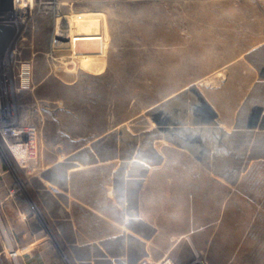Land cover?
Returning <instances> with one entry per match:
<instances>
[{
	"label": "rangeland",
	"instance_id": "rangeland-1",
	"mask_svg": "<svg viewBox=\"0 0 264 264\" xmlns=\"http://www.w3.org/2000/svg\"><path fill=\"white\" fill-rule=\"evenodd\" d=\"M30 1L8 22L13 33L0 55V126L39 128L33 160L22 149L13 154L0 132L2 264H19L25 222L33 234L47 226L39 180L52 164L83 149L92 159L118 155L120 137L133 142L183 122L186 100L231 79L251 92L264 83L256 74L264 64V0ZM239 171L223 183L221 224L209 231L204 264H264V158Z\"/></svg>",
	"mask_w": 264,
	"mask_h": 264
},
{
	"label": "crops",
	"instance_id": "crops-1",
	"mask_svg": "<svg viewBox=\"0 0 264 264\" xmlns=\"http://www.w3.org/2000/svg\"><path fill=\"white\" fill-rule=\"evenodd\" d=\"M256 74L264 80V64ZM242 82L237 77L186 100L183 122L171 120L133 142L120 137L118 155L92 159L83 149L52 164L39 180L47 226L33 234L32 221L23 224L16 261L139 264L171 255L174 264H204L209 231L221 224L223 183L264 158V83L251 92ZM11 197L8 206L16 203Z\"/></svg>",
	"mask_w": 264,
	"mask_h": 264
},
{
	"label": "built area",
	"instance_id": "built-area-1",
	"mask_svg": "<svg viewBox=\"0 0 264 264\" xmlns=\"http://www.w3.org/2000/svg\"><path fill=\"white\" fill-rule=\"evenodd\" d=\"M30 8V0H0V26H10L8 22L13 20V16L17 17L25 15L26 10ZM0 132L13 154V147H17L19 149L25 150L28 160H33L36 158L37 139L39 135V128L36 125H1ZM16 160L18 161V159ZM139 264H174V260L171 256H166L160 260L145 259Z\"/></svg>",
	"mask_w": 264,
	"mask_h": 264
},
{
	"label": "water",
	"instance_id": "water-1",
	"mask_svg": "<svg viewBox=\"0 0 264 264\" xmlns=\"http://www.w3.org/2000/svg\"><path fill=\"white\" fill-rule=\"evenodd\" d=\"M13 33V28L11 26H0V55L5 50L7 41Z\"/></svg>",
	"mask_w": 264,
	"mask_h": 264
},
{
	"label": "bare ground",
	"instance_id": "bare-ground-1",
	"mask_svg": "<svg viewBox=\"0 0 264 264\" xmlns=\"http://www.w3.org/2000/svg\"><path fill=\"white\" fill-rule=\"evenodd\" d=\"M21 71H22V76H24V79L26 80V78L28 76V73L30 71V65H28V64L27 65H22L21 66ZM13 148H15V147H13ZM16 156L19 158L21 156V152L20 151H18V152L16 151Z\"/></svg>",
	"mask_w": 264,
	"mask_h": 264
}]
</instances>
